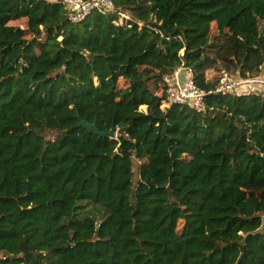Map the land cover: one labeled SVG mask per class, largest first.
Returning <instances> with one entry per match:
<instances>
[{"label":"trees","instance_id":"1","mask_svg":"<svg viewBox=\"0 0 264 264\" xmlns=\"http://www.w3.org/2000/svg\"><path fill=\"white\" fill-rule=\"evenodd\" d=\"M111 1L0 0V264H264V96L213 93L264 77V0ZM181 66L204 113L161 108Z\"/></svg>","mask_w":264,"mask_h":264},{"label":"built area","instance_id":"2","mask_svg":"<svg viewBox=\"0 0 264 264\" xmlns=\"http://www.w3.org/2000/svg\"><path fill=\"white\" fill-rule=\"evenodd\" d=\"M54 2V0H47ZM67 10V20L76 24L85 19L87 15L96 11L101 14H110L114 11L111 0H59ZM129 16L118 13L116 24L121 25ZM218 81L213 89L215 94H226L235 97L264 96V77H240L221 69ZM181 77V78H180ZM167 87V101L164 105L175 104L187 106L197 113L205 112L204 97L207 93L199 89L194 82L192 71L186 67L177 68L173 74L162 78Z\"/></svg>","mask_w":264,"mask_h":264},{"label":"rangeland","instance_id":"3","mask_svg":"<svg viewBox=\"0 0 264 264\" xmlns=\"http://www.w3.org/2000/svg\"><path fill=\"white\" fill-rule=\"evenodd\" d=\"M20 27H22V25H20ZM216 35H217L216 26L214 27V29H213L212 26L209 27V37L213 38ZM86 69H88V65H86ZM98 69H100L99 62L98 63L95 62L94 64H92L91 67L87 71V75H86L87 79H88V77H90V74H91L89 72H92V71H96L97 72ZM215 76H216V72H214V71L208 72V78L212 79ZM98 81L99 80H98L97 76H94V77L91 78V83L90 84L93 85L94 87H96V86H98ZM164 107H165V105L162 104L161 108H164ZM140 110L141 111H145V107H141ZM116 137H117V133H115V136H114L113 139H115ZM53 138H54V135H51L50 139H53ZM29 183H30V192L32 193V196L29 198L28 201H27V199L23 200V203L30 205L32 203L38 202L37 200H39L38 199V195L40 193V190L38 188H36V186L32 182H29Z\"/></svg>","mask_w":264,"mask_h":264},{"label":"water","instance_id":"4","mask_svg":"<svg viewBox=\"0 0 264 264\" xmlns=\"http://www.w3.org/2000/svg\"><path fill=\"white\" fill-rule=\"evenodd\" d=\"M78 125L81 126V127H83V128H85V129H87V130H89V131L94 132L95 134H97V135H99L101 137H108L110 139H113L114 136H115V133H116L115 132V128H113V127L110 129V131H108L106 133L99 132L97 130V128H96L95 122L92 123V124H88V123H86V122H84L82 120H79Z\"/></svg>","mask_w":264,"mask_h":264},{"label":"crops","instance_id":"5","mask_svg":"<svg viewBox=\"0 0 264 264\" xmlns=\"http://www.w3.org/2000/svg\"><path fill=\"white\" fill-rule=\"evenodd\" d=\"M215 26H216V22H215ZM216 31H217V29H216ZM212 71V70H211ZM211 71H209V72H211ZM208 79H211V78H208Z\"/></svg>","mask_w":264,"mask_h":264}]
</instances>
